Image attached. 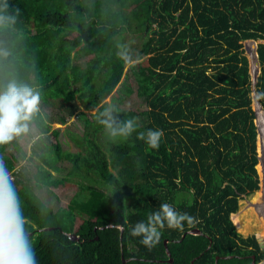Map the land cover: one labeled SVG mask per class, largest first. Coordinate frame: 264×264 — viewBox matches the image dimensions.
Here are the masks:
<instances>
[{"label": "trees", "instance_id": "16d2710c", "mask_svg": "<svg viewBox=\"0 0 264 264\" xmlns=\"http://www.w3.org/2000/svg\"><path fill=\"white\" fill-rule=\"evenodd\" d=\"M89 1L0 0V102L31 105L39 159L0 137V264L264 262V0ZM62 185L57 210L36 193Z\"/></svg>", "mask_w": 264, "mask_h": 264}, {"label": "rangeland", "instance_id": "374dc122", "mask_svg": "<svg viewBox=\"0 0 264 264\" xmlns=\"http://www.w3.org/2000/svg\"><path fill=\"white\" fill-rule=\"evenodd\" d=\"M83 3H90L89 0H82ZM142 35H140L139 33H137L135 31V25L132 26V29L129 31V34L126 37L127 43H128V47L130 49H132L135 46H139L140 43L142 42ZM84 64V63H82ZM111 101L110 97L106 100L107 103H109ZM38 104H40V102H38ZM41 105V104H40ZM31 107V105L27 104V103H23V102H16L14 104H10V105H2L0 102V137H3L5 140H9V136H13L17 142L19 147L23 150V152L26 153V158L22 159L19 164V167H26V169L28 171H32L34 173V170L37 168L35 161L38 163L39 159L37 156H34L32 158L31 156V147L32 144L34 143V141H36L37 138H33L31 141L28 140V138L24 135V136H20L19 134V129L22 128L21 122L19 121L17 115H15V111H22L25 112L28 111V109ZM120 108L122 109H126V110H138V111H142L146 109V104L143 101V99L139 98L136 94H133L132 96L128 97L121 105H119ZM44 112H46L47 114L50 115H55L57 110L54 107H50L47 106L44 108ZM53 128H60V135L58 137V140L60 141L63 150L65 151H69V152H77L79 151V149L75 146V144L70 140L69 135L71 133H77L79 134V132L82 131V126L81 124L78 122V120L76 119V117L72 118L69 123L68 126H64L61 125L59 123H55L53 124ZM31 133L34 135H37L38 132H36L35 129L31 130ZM47 142L49 144H51L52 142H50L49 140H47ZM47 151H51L50 148L46 149ZM44 151V150H43ZM41 153V151H39ZM9 153H12L14 155H18V153L16 152V149L12 147V145L8 146L6 149V154L8 155ZM0 164L1 163V158H0ZM59 167V171H54L53 174L55 177H63L66 172L68 171V165L65 162V160L62 159V161L60 163H58L57 165ZM6 178V177H5ZM5 178H3V180H5ZM260 180V177H259ZM260 184H261V180H260ZM261 190V185L259 190L255 191L254 193H252L249 196L244 197L240 202H239V208H238V212L240 211L241 205H242V201H247L248 198H254ZM77 192V187L74 186H66V185H62V186H58V187H53L51 189L45 188V187H41V186H37V194L39 195L40 198H42L49 206H51L54 210H57L59 208H63L66 207L71 199L73 198V196L76 194ZM128 196H129V207L131 209L134 208V200L132 198L133 194L132 192L129 190L128 191ZM241 203V204H240ZM236 213V214H237ZM80 222V221H78ZM78 224V223H77ZM238 230V229H237ZM259 233H251L250 235H247L246 237L249 236H256ZM36 240V237L29 243L30 246L32 247L34 244V241ZM261 264H264V262H262Z\"/></svg>", "mask_w": 264, "mask_h": 264}, {"label": "water", "instance_id": "95a60500", "mask_svg": "<svg viewBox=\"0 0 264 264\" xmlns=\"http://www.w3.org/2000/svg\"><path fill=\"white\" fill-rule=\"evenodd\" d=\"M259 108H260V111L262 112V117H264V114H263V111H262V106L261 105H259ZM263 121H264V118H263ZM199 232H198V230H195V231H193L192 232V234H198ZM256 239H257V241H258V243H259V245H260V247H261V249H263L264 250V239L261 237V235H259V234H257L256 236ZM70 238L72 239V240H77L78 239V237L76 236V235H70ZM167 243V242H166ZM169 254V253H168ZM253 264H256L255 262L253 263Z\"/></svg>", "mask_w": 264, "mask_h": 264}, {"label": "crops", "instance_id": "0c3cea01", "mask_svg": "<svg viewBox=\"0 0 264 264\" xmlns=\"http://www.w3.org/2000/svg\"><path fill=\"white\" fill-rule=\"evenodd\" d=\"M236 226V225H235ZM237 228V227H236ZM261 264V263H260Z\"/></svg>", "mask_w": 264, "mask_h": 264}]
</instances>
